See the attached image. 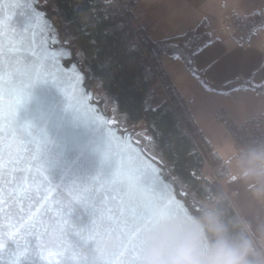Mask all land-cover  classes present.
<instances>
[{
  "label": "water",
  "instance_id": "obj_1",
  "mask_svg": "<svg viewBox=\"0 0 264 264\" xmlns=\"http://www.w3.org/2000/svg\"><path fill=\"white\" fill-rule=\"evenodd\" d=\"M50 31L62 36L50 5L0 0V264H92L110 212L167 203L130 149L154 161L173 201L190 202L136 129L110 120L74 46L45 43ZM59 48L70 55L53 59ZM118 251L108 264H135Z\"/></svg>",
  "mask_w": 264,
  "mask_h": 264
},
{
  "label": "trees",
  "instance_id": "obj_2",
  "mask_svg": "<svg viewBox=\"0 0 264 264\" xmlns=\"http://www.w3.org/2000/svg\"><path fill=\"white\" fill-rule=\"evenodd\" d=\"M136 1L38 0L56 11L63 29L58 41L64 39L74 46L78 60L93 80L95 98L102 100L110 120L123 128H135L134 139L164 164L190 198L203 196L207 183L204 177L215 166L211 155L214 149L171 81L162 58L172 55L168 44H188L181 61L189 71L202 76L188 53L209 43L208 23L157 39L135 24ZM237 15L246 14L225 15L224 26L232 28ZM240 82L259 87L240 79L223 87L228 89Z\"/></svg>",
  "mask_w": 264,
  "mask_h": 264
},
{
  "label": "clouds",
  "instance_id": "obj_3",
  "mask_svg": "<svg viewBox=\"0 0 264 264\" xmlns=\"http://www.w3.org/2000/svg\"><path fill=\"white\" fill-rule=\"evenodd\" d=\"M211 155L203 196L192 195L189 206L167 202L138 226L135 264H264V131L242 143L225 134ZM116 247L98 241L92 264H108Z\"/></svg>",
  "mask_w": 264,
  "mask_h": 264
},
{
  "label": "crops",
  "instance_id": "obj_4",
  "mask_svg": "<svg viewBox=\"0 0 264 264\" xmlns=\"http://www.w3.org/2000/svg\"><path fill=\"white\" fill-rule=\"evenodd\" d=\"M185 1L188 12L182 17L179 15L181 18L176 25L186 22L191 30L204 21L208 23L211 39L203 46L199 59L194 58L195 70L203 75L189 71L181 60L173 59L170 54H166L169 56L168 66L165 59L163 62L171 81L185 98L200 129L215 150L219 139L228 134L223 122L215 118V111L226 113L235 122L251 118L264 120V27L246 42L238 43L232 37L231 27L221 25L223 17L232 12L264 15V0ZM171 4L175 5L176 1L172 0ZM176 35L179 34L168 37ZM236 79L259 87L243 82L228 89L223 87ZM207 85L211 86V90ZM234 190L238 191V205L244 207L247 204V197H242L244 190Z\"/></svg>",
  "mask_w": 264,
  "mask_h": 264
},
{
  "label": "snow or ice",
  "instance_id": "obj_5",
  "mask_svg": "<svg viewBox=\"0 0 264 264\" xmlns=\"http://www.w3.org/2000/svg\"><path fill=\"white\" fill-rule=\"evenodd\" d=\"M39 17V16H38ZM264 27V25H262ZM51 42L52 44L59 43L57 37L54 32H48L45 43ZM190 43V42H189ZM189 45L185 44L181 46L180 44H168V47L173 49L172 58L176 60L185 59V51ZM203 47H197L188 53L190 57L195 59H199V57L203 54ZM70 55V52L65 48H59L55 51L53 59H57L59 57H67ZM189 64L192 63V60L187 61ZM206 84V82H205ZM208 90H211V86L207 85ZM134 157L137 162L138 168L137 171L142 172L145 177H148L152 182V188L155 190L159 188L162 195L167 199L168 203H172L173 200L171 196L167 195V186L160 180V174L157 171L156 167H153V162H146L141 155L135 153L130 149V158ZM128 181H120L117 180L116 184L113 186V190L117 186H120V191L125 192L124 185H127ZM144 181H140V184H143ZM115 202V201H114ZM121 202H123L121 200ZM155 210H151L147 206V202L144 204H131L130 207L125 211V209L121 208L119 212H110L109 216L102 221L103 233L97 234L96 239L94 240V244L98 241L103 240L104 238H111L116 242L118 255L123 256L125 253L128 254V257L131 261H136V256L138 249L140 247V240L138 236V226L141 222L145 221L149 215ZM89 251L94 253V246H89Z\"/></svg>",
  "mask_w": 264,
  "mask_h": 264
},
{
  "label": "rangeland",
  "instance_id": "obj_6",
  "mask_svg": "<svg viewBox=\"0 0 264 264\" xmlns=\"http://www.w3.org/2000/svg\"><path fill=\"white\" fill-rule=\"evenodd\" d=\"M175 1L176 4L172 5V0H137L133 9L135 17L133 20L135 21V24L146 28L152 37L162 38L175 34H183L186 31H189L190 27L187 26L186 22L178 23L176 25L179 19L187 14L188 4L185 0ZM225 20L226 18L224 16L221 25L225 24ZM167 57L169 56L164 55L162 60L165 59V63L168 66ZM192 108L194 109V107ZM202 124L203 127L206 128V125L204 123ZM242 197H247L245 191ZM245 206L246 205H244V207Z\"/></svg>",
  "mask_w": 264,
  "mask_h": 264
},
{
  "label": "built area",
  "instance_id": "obj_7",
  "mask_svg": "<svg viewBox=\"0 0 264 264\" xmlns=\"http://www.w3.org/2000/svg\"><path fill=\"white\" fill-rule=\"evenodd\" d=\"M230 24V21H229ZM264 25V17L259 18L251 15L236 16L232 23V37L238 42H246ZM216 119L224 123L225 130L237 143H242L247 134L264 131V120L251 118L242 122H235L226 113L218 110L215 111Z\"/></svg>",
  "mask_w": 264,
  "mask_h": 264
}]
</instances>
